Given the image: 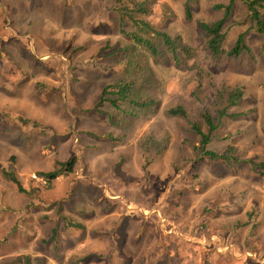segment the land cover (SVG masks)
<instances>
[{
    "label": "rangeland",
    "instance_id": "obj_1",
    "mask_svg": "<svg viewBox=\"0 0 264 264\" xmlns=\"http://www.w3.org/2000/svg\"><path fill=\"white\" fill-rule=\"evenodd\" d=\"M134 1L189 55L125 20ZM184 2L0 0V170L26 190L0 171V264H264V36L234 0L223 47L242 35L246 49L215 57L198 22L229 0H196L190 20ZM125 80L154 104L101 99ZM191 124L224 159L201 154ZM72 156L73 172L38 176Z\"/></svg>",
    "mask_w": 264,
    "mask_h": 264
},
{
    "label": "trees",
    "instance_id": "obj_2",
    "mask_svg": "<svg viewBox=\"0 0 264 264\" xmlns=\"http://www.w3.org/2000/svg\"><path fill=\"white\" fill-rule=\"evenodd\" d=\"M195 1L196 0H185L184 2V15L187 20H190L192 18L191 5ZM233 1L234 0H229V3L226 5H220V4L216 5V8L223 7L224 9L221 18L211 22H205V21L198 22L199 30L204 34L206 38L207 49L215 57H218L220 55H225L226 57L237 58L242 54L244 49H246L245 45L243 44L242 35H239L237 37L234 45L228 50L223 47V42L225 39V31L223 29L224 23L226 22L228 16L231 13ZM244 3L246 4L247 10L249 11L250 19L251 21H253L256 30L264 36V22L262 21L261 11H260V9H264V0H244ZM125 9H126L125 20L127 19L131 21L132 25L139 30L141 29L142 31H152L154 36L160 38L163 45L171 53L175 61H177V51L179 49H181L184 53H187V55H189L190 48L186 45L184 46L180 45V42L182 41L181 37L178 36L173 37L164 31L154 30L148 25L147 22H145V20L142 21L136 17V15H139L147 11V7L145 6L144 1H137V2L134 1L132 4V8H130L129 6H125ZM122 20L123 18L121 16L120 21L122 22ZM127 35L130 36L135 42L143 45L152 54L156 55L158 53L157 48L153 45L152 40L150 38L143 37L133 32H130ZM132 89H133V85L131 82L127 80L120 81L115 85H109L105 87L101 92V99H105L109 101V103H111L112 106H116V107H118L117 102L120 101L121 102L125 101V103H127L130 106H134L135 108H144L154 104V101L152 100L139 102L138 100L134 99L132 96ZM242 94H243L242 89L239 86L234 87L227 96V104L229 106L237 104V102L241 99ZM105 95H107L108 97L103 98ZM167 113L170 115L184 116V111L181 107L169 108L167 110ZM203 117L209 123L211 130L216 127L215 124H212L211 122L212 120H210V117L207 114H205ZM191 128L200 136V145L197 148L201 151V154L208 155L212 159L225 158L223 155H218L206 149V144L209 141V136L204 134L197 125L191 124ZM75 164H76V157L72 156L67 161L58 162L57 163L58 167L54 170L48 172H38V176L43 177L48 185L58 175L60 174L66 175L73 172ZM0 171L7 180L11 181L16 185L17 190L19 192H26V190L22 187L18 178L14 174L13 170L1 168ZM65 225L67 227L82 228L80 224L74 223L70 220H66ZM54 233L55 231L53 230L52 234L54 235Z\"/></svg>",
    "mask_w": 264,
    "mask_h": 264
}]
</instances>
